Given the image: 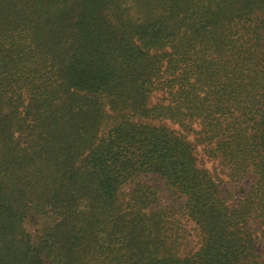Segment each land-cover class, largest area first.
Masks as SVG:
<instances>
[{
  "label": "trees",
  "instance_id": "trees-1",
  "mask_svg": "<svg viewBox=\"0 0 264 264\" xmlns=\"http://www.w3.org/2000/svg\"><path fill=\"white\" fill-rule=\"evenodd\" d=\"M0 264H264V0H0Z\"/></svg>",
  "mask_w": 264,
  "mask_h": 264
}]
</instances>
